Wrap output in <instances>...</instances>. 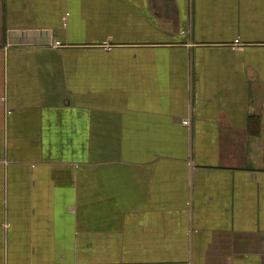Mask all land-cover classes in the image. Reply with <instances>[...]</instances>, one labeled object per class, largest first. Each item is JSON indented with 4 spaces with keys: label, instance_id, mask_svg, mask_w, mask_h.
Instances as JSON below:
<instances>
[{
    "label": "crops",
    "instance_id": "0c3cea01",
    "mask_svg": "<svg viewBox=\"0 0 264 264\" xmlns=\"http://www.w3.org/2000/svg\"><path fill=\"white\" fill-rule=\"evenodd\" d=\"M0 264H264V0H0Z\"/></svg>",
    "mask_w": 264,
    "mask_h": 264
},
{
    "label": "rangeland",
    "instance_id": "374dc122",
    "mask_svg": "<svg viewBox=\"0 0 264 264\" xmlns=\"http://www.w3.org/2000/svg\"><path fill=\"white\" fill-rule=\"evenodd\" d=\"M52 45L55 46V47H62V46H65V44L62 43V41H61V40H58V39H55V40L53 41V44H52Z\"/></svg>",
    "mask_w": 264,
    "mask_h": 264
},
{
    "label": "built area",
    "instance_id": "2783aa9c",
    "mask_svg": "<svg viewBox=\"0 0 264 264\" xmlns=\"http://www.w3.org/2000/svg\"><path fill=\"white\" fill-rule=\"evenodd\" d=\"M185 123H187V124H188V122H187V121H185Z\"/></svg>",
    "mask_w": 264,
    "mask_h": 264
}]
</instances>
